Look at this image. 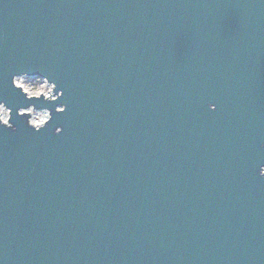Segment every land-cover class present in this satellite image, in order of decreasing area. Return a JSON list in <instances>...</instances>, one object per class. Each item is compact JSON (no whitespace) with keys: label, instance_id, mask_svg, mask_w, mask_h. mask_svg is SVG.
<instances>
[{"label":"water","instance_id":"obj_1","mask_svg":"<svg viewBox=\"0 0 264 264\" xmlns=\"http://www.w3.org/2000/svg\"><path fill=\"white\" fill-rule=\"evenodd\" d=\"M0 102V264H264V0H0Z\"/></svg>","mask_w":264,"mask_h":264},{"label":"clouds","instance_id":"obj_2","mask_svg":"<svg viewBox=\"0 0 264 264\" xmlns=\"http://www.w3.org/2000/svg\"><path fill=\"white\" fill-rule=\"evenodd\" d=\"M29 81V76L27 73L25 74H21V75H17L13 78V82L22 87L23 91L25 93H27L28 98L30 99L32 96H38V95H45L46 98H50L52 100H55L56 97L51 95V87L47 88V91H45V84H41L39 87L33 86L30 83H28ZM209 108L211 110H215V105L214 104H210ZM31 111V106L28 108H21L20 109V114H26L27 112ZM9 112L10 109L3 103L0 102V120H2L3 125L12 127L11 125L8 124L9 121ZM34 121H35V115H34ZM38 131V130H37ZM260 175L264 176V165H262L260 167Z\"/></svg>","mask_w":264,"mask_h":264},{"label":"rangeland","instance_id":"obj_3","mask_svg":"<svg viewBox=\"0 0 264 264\" xmlns=\"http://www.w3.org/2000/svg\"><path fill=\"white\" fill-rule=\"evenodd\" d=\"M45 82L46 81L44 79L39 77L36 78L29 77V81H28V83L36 87H39L41 84H45ZM48 87H51V95L54 96L53 95L54 86L46 82L45 91H47ZM43 96L45 97V95ZM30 114H31V118H30L31 124L34 126L45 124L49 120V114L46 111H35L32 109L30 111ZM34 115H35V121H34Z\"/></svg>","mask_w":264,"mask_h":264},{"label":"built area","instance_id":"obj_4","mask_svg":"<svg viewBox=\"0 0 264 264\" xmlns=\"http://www.w3.org/2000/svg\"><path fill=\"white\" fill-rule=\"evenodd\" d=\"M16 85V84H15ZM16 86H18V85H16ZM18 87H20V86H18ZM22 88V87H21ZM23 89V88H22ZM41 125H44V124H41ZM41 125H39V126H41Z\"/></svg>","mask_w":264,"mask_h":264},{"label":"bare ground","instance_id":"obj_5","mask_svg":"<svg viewBox=\"0 0 264 264\" xmlns=\"http://www.w3.org/2000/svg\"><path fill=\"white\" fill-rule=\"evenodd\" d=\"M39 126V125H38ZM38 126H35V127H38Z\"/></svg>","mask_w":264,"mask_h":264}]
</instances>
